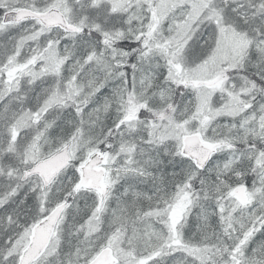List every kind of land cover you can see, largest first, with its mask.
Returning a JSON list of instances; mask_svg holds the SVG:
<instances>
[{
	"label": "snow or ice",
	"instance_id": "obj_1",
	"mask_svg": "<svg viewBox=\"0 0 264 264\" xmlns=\"http://www.w3.org/2000/svg\"><path fill=\"white\" fill-rule=\"evenodd\" d=\"M0 264H264V0H0Z\"/></svg>",
	"mask_w": 264,
	"mask_h": 264
},
{
	"label": "trees",
	"instance_id": "obj_2",
	"mask_svg": "<svg viewBox=\"0 0 264 264\" xmlns=\"http://www.w3.org/2000/svg\"><path fill=\"white\" fill-rule=\"evenodd\" d=\"M164 167L167 168V170H168L169 172L173 170L172 168H169L167 165H165ZM249 183H250V181H249Z\"/></svg>",
	"mask_w": 264,
	"mask_h": 264
}]
</instances>
